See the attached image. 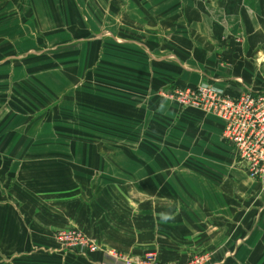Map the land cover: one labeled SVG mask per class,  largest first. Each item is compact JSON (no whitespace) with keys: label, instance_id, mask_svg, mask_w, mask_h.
Here are the masks:
<instances>
[{"label":"crops","instance_id":"crops-1","mask_svg":"<svg viewBox=\"0 0 264 264\" xmlns=\"http://www.w3.org/2000/svg\"><path fill=\"white\" fill-rule=\"evenodd\" d=\"M153 2L150 9L163 10L162 17H141V25L133 21L130 44L140 52H125L127 60L118 58L126 63L132 55L134 64L140 56L145 64L132 65L131 77L120 75L118 119L129 118L124 106L130 102H136V120L152 121L145 114L157 111L172 116L161 108L179 105L161 92L200 82L233 96L264 92V0ZM141 66L144 72L137 71ZM213 117L201 119L205 126L210 122L206 130L211 131L214 150L228 146L238 167L235 173L246 174L230 178L234 190L229 194L207 192L204 184L209 182L190 177L182 165L177 175L160 170L172 168L165 151L169 163L157 168L156 145L151 150V145L142 147L134 141L129 146L115 139L141 136L147 128L129 130L113 124L115 129L94 131L100 145H55L54 156L42 157L46 161L4 162L1 168L10 169L14 187L2 188L7 181L1 179L0 264H115L103 251L82 254L63 250L51 239H27L30 228L41 237L63 226L78 227L99 246L127 255L155 251L163 264H183L205 254L210 256L206 264H264V185L248 177L233 147L221 137V121ZM16 120L30 119L21 114ZM85 136H90V130ZM26 147L21 144L15 149L24 155L31 149ZM34 149V155L50 152L45 145ZM6 151L13 152V146ZM182 152L183 147L180 163L186 158ZM139 168L143 173L137 172ZM28 177L36 183L31 188L25 186Z\"/></svg>","mask_w":264,"mask_h":264},{"label":"rangeland","instance_id":"rangeland-1","mask_svg":"<svg viewBox=\"0 0 264 264\" xmlns=\"http://www.w3.org/2000/svg\"><path fill=\"white\" fill-rule=\"evenodd\" d=\"M153 1L165 0H0V183L4 182L1 179L7 181V185L2 188L9 187V184L14 187L10 169L1 168L4 162H12L13 159H26L28 164L46 161L42 157L54 156L51 151L55 145H100L101 138L94 131H98V127L100 130L115 129L113 124L129 127V130H134V127L139 131L147 128L146 133L141 136L115 139L123 140L119 144L129 143V146L134 141L142 147L151 145V150L156 145L153 162L158 165L157 168L168 165V159L163 156L166 152L167 158H171L172 168L162 167L160 170L172 171L177 175L180 171L178 167L182 165L186 167L190 177L204 178L209 182L204 184L207 192L229 194L232 192L231 188L234 190L232 183H228L230 178L246 176L245 173H235L238 167L228 146L223 151L214 150L211 131L206 130L210 122L205 126L201 119L202 116L205 117L204 113L167 105L170 109L164 110L160 106L159 109L174 113L172 116L157 111L145 114L151 116L152 121L148 118L140 121L136 120V102H130L126 106L121 104L127 110L125 114L129 118L116 117L117 99H122L118 93L120 90L117 89L120 87V75L131 77L132 65H145L144 58L140 56L135 58L134 64L132 55L128 56L126 63L118 61V58L127 60L125 52H140L139 48L132 49L133 44H130L134 33L133 21L141 25L139 18L143 16L153 14L157 18L162 17L163 14L160 13L163 10L150 9L149 4ZM146 49L149 51L148 47ZM145 70L143 66L137 68L139 72ZM109 107L113 108V114L108 113ZM45 110L49 116H43ZM91 110L98 114L92 116ZM62 113L66 116L58 115L60 122L63 118H71L81 125L88 124L89 129L74 127L73 135L77 138L71 141L68 136H63L69 135V132L54 130L52 124L55 120L53 115ZM21 114H28L29 122L17 121L16 115ZM90 118H94L93 121H88ZM20 125H28L30 128H20ZM89 130L90 136L86 137ZM40 134L42 136L38 137ZM21 144H27L26 150L31 148L30 151L24 155L23 152H16L15 148ZM9 145L13 146V152L6 151ZM35 145H45L50 152L34 155ZM182 147V154L186 158L180 163ZM184 149L188 151L185 152ZM79 155L80 151L77 152V156ZM212 158L215 162L211 161ZM5 170L7 175H4ZM143 171L142 168L137 170L140 173ZM27 180L25 186L28 188L36 184L31 181V177ZM16 187L20 185L17 184ZM68 229L84 233L97 245V249L87 252L61 246L56 240V234ZM35 231L30 228L28 240L51 239L63 250L82 254L103 251L115 264H126L130 260L137 264L159 262L155 251L132 256L103 248L91 235L75 226H63L51 234L44 233L41 237L35 235ZM208 255L205 254V257L210 260Z\"/></svg>","mask_w":264,"mask_h":264},{"label":"built area","instance_id":"built-area-1","mask_svg":"<svg viewBox=\"0 0 264 264\" xmlns=\"http://www.w3.org/2000/svg\"><path fill=\"white\" fill-rule=\"evenodd\" d=\"M162 96L179 106L189 107L212 115L222 123L221 137L233 147L238 161L245 166L247 175L264 185V93L242 92L230 95L217 87L200 82L195 86L176 87L161 92ZM56 240L66 249L95 251L97 245L78 230H62ZM209 259L193 256L183 264H206ZM126 264H137L127 261ZM138 264H163L139 262Z\"/></svg>","mask_w":264,"mask_h":264},{"label":"trees","instance_id":"trees-1","mask_svg":"<svg viewBox=\"0 0 264 264\" xmlns=\"http://www.w3.org/2000/svg\"><path fill=\"white\" fill-rule=\"evenodd\" d=\"M144 18H147L146 16H143V19ZM53 103H55V102H53ZM98 109V108H97ZM109 114H113V108H110L109 107ZM78 112L79 113H81L80 112V110H78ZM91 113H92V116H95V115H97L98 113L96 112V111H92L91 110ZM44 115H48L49 116V114H48V112H46V110H45V112L43 113V116ZM58 115H62V116H66V114L65 113H62V114H54L53 115V119H55L54 121H53V125H54V130L55 129H60V130H63V131H66V132H69L70 134L69 135H63V136H68L70 139H71V141H73L74 139H76L77 138V136L76 135H73L74 134V127H77V128H79V129H81V130H87V129H89L88 128V124H86V126H84V125H81V124H79L78 122H76V121H74V120H72L71 118H63L62 119V121L60 122L59 120H58ZM71 117V116H70ZM107 118H109V116L107 117ZM52 119V120H53ZM93 119L94 118H90V119H88V121H93ZM69 121H71V124H70V122ZM105 122V121H104ZM86 127V128H85ZM94 128H96V127H94ZM98 130L100 129L99 127L97 128ZM72 132V133H71ZM81 136V135H80ZM79 137V136H78ZM80 138H82V137H80ZM70 141V142H71ZM66 143H70V142H68V141H65ZM72 144H74V143H72Z\"/></svg>","mask_w":264,"mask_h":264}]
</instances>
